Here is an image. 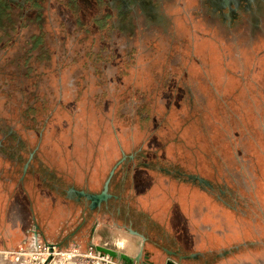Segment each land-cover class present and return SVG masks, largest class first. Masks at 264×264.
<instances>
[{
  "label": "rangeland",
  "instance_id": "obj_1",
  "mask_svg": "<svg viewBox=\"0 0 264 264\" xmlns=\"http://www.w3.org/2000/svg\"><path fill=\"white\" fill-rule=\"evenodd\" d=\"M108 2L40 0L0 19V264H114L96 245L118 249L126 226L158 264L178 245L218 262L234 243L235 264H264V30L228 38L196 0L168 1L150 26ZM123 157L119 197L84 220L67 189L100 191ZM36 224L47 240L22 246Z\"/></svg>",
  "mask_w": 264,
  "mask_h": 264
},
{
  "label": "flooded vegetation",
  "instance_id": "obj_2",
  "mask_svg": "<svg viewBox=\"0 0 264 264\" xmlns=\"http://www.w3.org/2000/svg\"><path fill=\"white\" fill-rule=\"evenodd\" d=\"M40 0H0V19H9L10 16H13L12 13L15 7H20L19 17L26 13L25 10H29V2L30 3H38ZM111 5H114L117 0H107ZM121 2V7L117 13L119 16V20H126L136 22L140 20V23L143 25H149L153 22L157 24L160 22L157 20L158 18L163 16V9L166 5H168V1L173 0H119ZM194 9L192 11L194 13L197 12L198 17H202L206 22H212L216 25V28L223 34L229 38H244L246 36L255 37L257 32L260 30H264V0H196V4L194 5ZM5 21V20H4ZM8 21V20H7ZM122 27H125L123 23H121ZM126 28V27H125ZM124 29V28H123ZM33 154V153H32ZM32 154L30 155V159L28 160V167L33 168ZM26 165V164H25ZM27 167V169H28ZM37 168V167H35ZM27 169L24 166V173H26ZM42 168L38 167V170L34 169L33 172L37 175H42ZM47 172V171H46ZM58 180L55 179L52 183V187L57 192H63V188L57 184ZM114 182V178L111 181L109 192L112 194L108 199L103 200L100 204L93 206V200L86 195L81 194L80 190H85L88 193H100V191H91L87 188H78L76 185H71L67 189L68 199L76 203L77 205H81L84 212V220L88 218L95 211H99L103 213H108L110 209V201L112 199L118 198L119 195H116L111 192V186ZM71 187H75L76 190L70 191ZM78 190V191H77ZM41 227L40 225H38ZM79 229V228H78ZM47 240V237H44ZM92 245L94 244L93 242ZM51 244H57L58 246H62L63 242L60 241L55 243L51 241ZM159 243H156V247H159ZM54 248V245L51 246ZM168 255L174 257H178L180 259H185L186 257H181L185 253L181 247H173L170 249L172 253H169V249L165 248ZM146 256H143L140 261L136 264H158L160 256L158 252H150L145 253ZM168 256V257H169ZM166 258L164 264L168 259ZM49 260V259H47Z\"/></svg>",
  "mask_w": 264,
  "mask_h": 264
},
{
  "label": "water",
  "instance_id": "obj_3",
  "mask_svg": "<svg viewBox=\"0 0 264 264\" xmlns=\"http://www.w3.org/2000/svg\"><path fill=\"white\" fill-rule=\"evenodd\" d=\"M32 156H33V154H32ZM124 158L125 157L120 159L118 161V163L111 169V171H110V173H109V175H108V177L104 183V189L100 193H88L85 190L79 191L81 194L86 195L93 200V206L100 204L103 200H106L110 196H112V194L109 192L110 184H111V181L115 175V170H116L117 165L119 163H121L124 160ZM28 165L29 164L26 163L25 169H27ZM189 177H191L193 179H199L200 181L205 182V183H209V181L206 178L201 177V176L196 175V174H189ZM72 190H76V188L71 187L70 191H72ZM125 229H127V231H129L133 234L140 235L143 238L141 250L139 251V253L136 256H131L124 251H119L118 249L107 247V246L100 245V244H97L96 247L101 252L109 254L113 257H117L121 263L136 264L138 261H140L142 259L143 256L147 257V254L144 253V244H145V241L147 239V236L143 232L133 228L132 226H126ZM169 253H172V251L169 250ZM183 257H188V256H183ZM166 264H180V262L175 260L172 256H169L167 261H166Z\"/></svg>",
  "mask_w": 264,
  "mask_h": 264
},
{
  "label": "crops",
  "instance_id": "obj_4",
  "mask_svg": "<svg viewBox=\"0 0 264 264\" xmlns=\"http://www.w3.org/2000/svg\"><path fill=\"white\" fill-rule=\"evenodd\" d=\"M3 128H4V126L0 125V129H3ZM1 132H3V131H1ZM5 137H7V135H5ZM3 138H4V136H3ZM18 146L19 147L21 146V141H19V140L17 143H14V146L11 147V149L13 150L12 154H14V159H13L14 165H16V166L20 165V162H21L20 160H21V157L23 156V152L19 150ZM1 148L3 149L2 143H0V150H1ZM8 157H9V154H7L3 151L0 152V158L2 160L6 159ZM29 159H30V157H29ZM33 161L34 160H32V163L35 164ZM0 165H1V163H0ZM38 167H41V168L43 167V161L39 162ZM47 172H48V170H47ZM53 175H55V174H53ZM55 179H58V178L55 177ZM78 188H87L90 190L89 186H86V187L85 186H81V187L79 186ZM233 241L234 240H232L230 242H233ZM178 244H181V243H178ZM177 247H181L183 249L182 245H178ZM239 248H240V246L238 244H235V243L230 244V246L224 252L219 253V255L215 256V258H218V259H219V257L221 258V260H219L218 262L213 261V259H211V257L208 254L209 251L213 250L212 246L211 247L210 246L203 247L201 249H197V251H195V252H190V253H188L187 250L183 249V252L185 253L183 256H188L185 258V260H188V258H191V257L195 258V260L197 261V264H235L234 258L236 256L234 255V251L237 252L239 250ZM151 252H158V250L154 249ZM183 256H181V257H183ZM202 259H204L203 263L200 262V261H202ZM180 260H184V259H180ZM247 261H249V263H251V264H255L257 260L255 261L252 259H247Z\"/></svg>",
  "mask_w": 264,
  "mask_h": 264
},
{
  "label": "bare ground",
  "instance_id": "obj_5",
  "mask_svg": "<svg viewBox=\"0 0 264 264\" xmlns=\"http://www.w3.org/2000/svg\"><path fill=\"white\" fill-rule=\"evenodd\" d=\"M124 231L125 232H127V230H125L124 229ZM128 233V235L126 234L125 236H124V239L122 240V241H120L119 242V246H118V250L119 251H123V250H121L120 248L123 246V245H125V246H127V251H126V253H128L129 255H131V256H136L138 253H139V251L141 250V247H142V242H141V245L139 244V238H138V236L139 237H141L140 235H137L136 236V234H133V233H131V232H127ZM142 238V237H141ZM143 239V238H142ZM140 249V250H139ZM125 252V251H124ZM102 264H108V262H106V263H102Z\"/></svg>",
  "mask_w": 264,
  "mask_h": 264
},
{
  "label": "built area",
  "instance_id": "obj_6",
  "mask_svg": "<svg viewBox=\"0 0 264 264\" xmlns=\"http://www.w3.org/2000/svg\"><path fill=\"white\" fill-rule=\"evenodd\" d=\"M44 237L42 232L39 230V226L36 224L32 228L28 230L27 236L24 239V243L21 244L26 245V248L29 247H39L41 246V243L43 241ZM114 264H124L120 262H114Z\"/></svg>",
  "mask_w": 264,
  "mask_h": 264
}]
</instances>
